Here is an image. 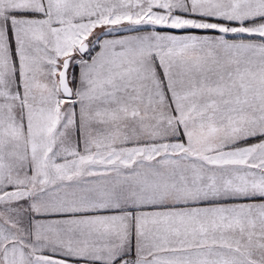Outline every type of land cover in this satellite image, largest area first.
Masks as SVG:
<instances>
[{"label": "snow or ice", "instance_id": "1", "mask_svg": "<svg viewBox=\"0 0 264 264\" xmlns=\"http://www.w3.org/2000/svg\"><path fill=\"white\" fill-rule=\"evenodd\" d=\"M0 264H264V0H0Z\"/></svg>", "mask_w": 264, "mask_h": 264}]
</instances>
